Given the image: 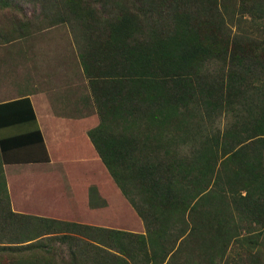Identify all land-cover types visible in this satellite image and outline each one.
I'll return each instance as SVG.
<instances>
[{
  "label": "trees",
  "instance_id": "obj_1",
  "mask_svg": "<svg viewBox=\"0 0 264 264\" xmlns=\"http://www.w3.org/2000/svg\"><path fill=\"white\" fill-rule=\"evenodd\" d=\"M0 5L35 10L6 19L0 43L73 33L100 120L88 136L145 226L15 212L5 156L45 141L30 96L1 101L0 264H264V0ZM236 12L252 29L231 33Z\"/></svg>",
  "mask_w": 264,
  "mask_h": 264
},
{
  "label": "crops",
  "instance_id": "obj_2",
  "mask_svg": "<svg viewBox=\"0 0 264 264\" xmlns=\"http://www.w3.org/2000/svg\"><path fill=\"white\" fill-rule=\"evenodd\" d=\"M87 85L89 88L88 80ZM50 86L51 84L48 85V87ZM72 87L74 88L73 85ZM75 89L77 88L75 87ZM63 91L64 89L57 88L53 92L54 94L58 93L61 100H64L62 99ZM65 93L70 94L72 92L66 89ZM85 93L79 99L77 98L76 102H83L90 107V102H93L90 88L89 92ZM48 94L49 89H42L41 91L29 92L11 98L31 97L37 115V122L45 141V148L40 152L26 151L20 153L23 155L13 153L5 156L4 171L9 186L12 209L18 213L44 218L85 225L105 226L104 222L108 220V209L114 204L112 196L115 192H119L122 197L123 194L121 189L113 182L109 170L99 154H95L99 158V163L96 162V159L91 158L92 154H83L86 147H88V151L91 148L96 153L88 136V131L97 122V114L96 112L89 113L88 109L85 111L82 106V109L78 108L79 114L77 116L58 113L67 110L65 106L66 98L63 105L57 107L58 112L54 113L55 109L52 102H57V98ZM39 104L44 105L45 110L43 112L40 111ZM50 110L51 114H49ZM48 114L54 119H59L64 115V121H67L66 126H70L62 130L60 141L59 139L55 140L60 142L57 146H54V143L51 142L47 126L41 121ZM63 139H66L65 141L72 139L71 146L67 147L62 144L64 142L62 141ZM75 156H79L80 159H74ZM30 172L38 175L37 181L25 182V184L16 183V180H20L24 173L29 174ZM89 172L93 175L91 177L92 180L90 178L83 180L81 176L88 175ZM67 173L70 174V178L66 176ZM92 185H95V187L91 188ZM111 186H114L115 191L109 190ZM48 190L50 193H43ZM34 192L41 193L44 197H41V195L40 197L32 196L36 195L33 194ZM128 205H130L132 216H135L130 226L132 228L140 227L138 230L135 228L131 229V231L145 232L142 218L131 204ZM118 206L120 209H116L117 205H114V208L121 212L122 205L118 204ZM85 237L86 235H83V238Z\"/></svg>",
  "mask_w": 264,
  "mask_h": 264
},
{
  "label": "rangeland",
  "instance_id": "obj_3",
  "mask_svg": "<svg viewBox=\"0 0 264 264\" xmlns=\"http://www.w3.org/2000/svg\"><path fill=\"white\" fill-rule=\"evenodd\" d=\"M34 11L33 6L27 7L26 9L20 8V10H15L13 8L4 9V7L0 5V29L7 28L6 19L15 17L25 18V13L30 16ZM236 14L237 17L231 25L232 34L236 31L249 30V28L252 29L251 22L249 21L251 17L249 18L247 15L240 17L239 12H236ZM247 17L248 19H246ZM258 30V33L261 36L262 27L260 25L258 26ZM77 53L78 50L74 41L73 33L66 25H57L33 33L25 38L17 39L9 43H0V101L18 97L29 92L34 93L35 91H41L42 89H49L48 95L57 98V102H52L55 109L54 113L58 112L57 107L63 105L65 98V106L67 110L58 113L77 116L79 114L78 108H85V111L88 109L89 113L96 112L93 102H90V107L83 102H76V99H79L83 93L89 92L87 79L83 73ZM50 84L51 86L48 87ZM75 87L77 89H75ZM57 88L64 89L62 92V99L64 100H61L58 93L54 94L53 91ZM66 89L70 90L72 93H65ZM93 100L92 97V101ZM39 105L40 111L43 112L45 110L44 105ZM49 114H51V110ZM49 114L47 117L42 118L41 121L47 126L51 142L54 143V146H57L60 142L55 140L59 139L60 141L62 130L70 126H66L67 121H64V115L59 119H54L50 117ZM48 117L49 119H47ZM99 121L98 118V123ZM226 121L227 120H224L223 122ZM11 131V128L6 129V131L1 129L0 136L4 135L6 132L10 134ZM65 140L66 139L62 140L64 141L62 144L67 147L71 146L73 140ZM83 154H92L91 158L96 159V162L98 163L100 162L98 161L99 158L97 155H95V151L91 148L88 151V147H86ZM74 159L80 158L79 156H75ZM66 176L70 178L69 173H67ZM91 177H93V175H91L90 172L88 175L81 176L83 180L89 178L92 180ZM37 179L38 175L33 172H30L29 174L24 173L20 180H16V183L25 184V182L29 183L30 181H37ZM27 187L29 188V186ZM93 187H95V185H92L91 188ZM109 190L115 191L114 186H111ZM30 192H32V190H30ZM112 197L114 199V204L108 209V220L107 222H104V225L110 224L114 227H121L130 231L131 229H135L136 227L132 228L130 226L133 223L135 216H132L130 205L124 200L125 197L119 195V192H115ZM118 204L122 205L121 212L114 208V205H117L116 209H120ZM136 229L138 230L140 227ZM243 249L246 248H241L240 251H243Z\"/></svg>",
  "mask_w": 264,
  "mask_h": 264
}]
</instances>
